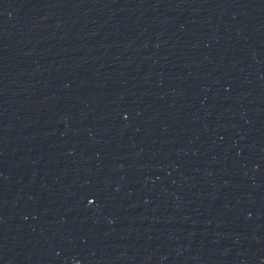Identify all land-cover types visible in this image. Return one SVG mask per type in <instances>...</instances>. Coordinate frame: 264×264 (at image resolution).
<instances>
[{"label":"water","instance_id":"water-1","mask_svg":"<svg viewBox=\"0 0 264 264\" xmlns=\"http://www.w3.org/2000/svg\"><path fill=\"white\" fill-rule=\"evenodd\" d=\"M0 264H264V0H0Z\"/></svg>","mask_w":264,"mask_h":264}]
</instances>
